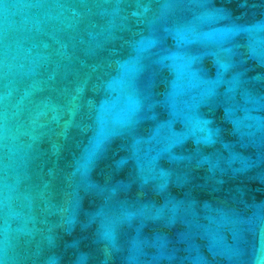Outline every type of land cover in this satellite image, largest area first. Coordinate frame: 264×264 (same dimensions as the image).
<instances>
[{"label": "water", "instance_id": "95a60500", "mask_svg": "<svg viewBox=\"0 0 264 264\" xmlns=\"http://www.w3.org/2000/svg\"><path fill=\"white\" fill-rule=\"evenodd\" d=\"M0 264H264V0H0Z\"/></svg>", "mask_w": 264, "mask_h": 264}]
</instances>
